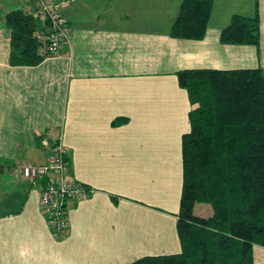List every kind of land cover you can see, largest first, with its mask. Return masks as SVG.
<instances>
[{
  "label": "crops",
  "instance_id": "1",
  "mask_svg": "<svg viewBox=\"0 0 264 264\" xmlns=\"http://www.w3.org/2000/svg\"><path fill=\"white\" fill-rule=\"evenodd\" d=\"M258 1V2H257ZM30 0H0V264H132L182 252L183 136L193 105L178 73L264 69V0H214L206 37L171 36L183 0H55L71 27L57 56L10 64L6 16ZM261 19V43H221L233 16ZM62 143L68 174L90 192L56 239L41 209L45 166ZM195 214L213 216L208 204ZM255 264L264 248L254 247Z\"/></svg>",
  "mask_w": 264,
  "mask_h": 264
},
{
  "label": "trees",
  "instance_id": "2",
  "mask_svg": "<svg viewBox=\"0 0 264 264\" xmlns=\"http://www.w3.org/2000/svg\"><path fill=\"white\" fill-rule=\"evenodd\" d=\"M52 2L71 30L60 4ZM33 3L28 11L6 16L12 33L10 64L15 67L37 66L52 56L40 52L44 38L52 35L51 21L35 17L37 2ZM213 6L214 0H183L171 36L203 40ZM220 40L259 47L258 5L252 18L233 16ZM178 80L193 105L191 132L182 139V252L132 264H255L254 247L264 248V69L183 70ZM196 204L210 205L213 216H197Z\"/></svg>",
  "mask_w": 264,
  "mask_h": 264
},
{
  "label": "built area",
  "instance_id": "3",
  "mask_svg": "<svg viewBox=\"0 0 264 264\" xmlns=\"http://www.w3.org/2000/svg\"><path fill=\"white\" fill-rule=\"evenodd\" d=\"M37 2L35 17L51 21L52 35L43 37L45 46L40 50L44 56H57L63 47L71 40V30L66 21L59 17L55 11L52 0H30ZM49 52V53H48ZM52 53V54H51ZM67 150L62 143L51 148L49 162L45 166H35L31 163L21 162L14 171L16 177L30 181L48 178L42 193L41 209L47 217L51 230L56 239L63 238L69 229V214L75 201L89 197V190L68 174Z\"/></svg>",
  "mask_w": 264,
  "mask_h": 264
},
{
  "label": "rangeland",
  "instance_id": "4",
  "mask_svg": "<svg viewBox=\"0 0 264 264\" xmlns=\"http://www.w3.org/2000/svg\"><path fill=\"white\" fill-rule=\"evenodd\" d=\"M55 1V0H54ZM203 205H205V204H203Z\"/></svg>",
  "mask_w": 264,
  "mask_h": 264
}]
</instances>
